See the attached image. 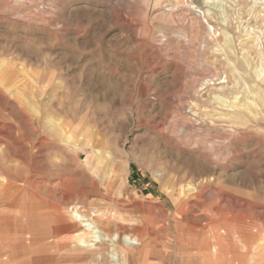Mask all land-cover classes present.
I'll list each match as a JSON object with an SVG mask.
<instances>
[{
	"label": "rangeland",
	"instance_id": "obj_1",
	"mask_svg": "<svg viewBox=\"0 0 264 264\" xmlns=\"http://www.w3.org/2000/svg\"><path fill=\"white\" fill-rule=\"evenodd\" d=\"M253 89L264 0H0V264H264Z\"/></svg>",
	"mask_w": 264,
	"mask_h": 264
},
{
	"label": "bare ground",
	"instance_id": "obj_2",
	"mask_svg": "<svg viewBox=\"0 0 264 264\" xmlns=\"http://www.w3.org/2000/svg\"><path fill=\"white\" fill-rule=\"evenodd\" d=\"M255 72L258 74V76H261L262 74V70H259L258 68L254 69ZM8 88V87H7ZM252 92L258 93V99L259 102L256 100L257 98L254 99V97H250L249 95L245 96V98L240 101L239 106L235 104V107L237 108V114H239V116H243L247 117L250 119V116L253 115L254 111H258L259 108H261L262 106H264V92L261 93V90H252ZM216 99L218 100H222L224 99L221 95H217ZM236 103V101H234ZM244 102L245 107H241L240 104ZM245 109H247L249 112V114H247L245 112ZM229 113V112H228ZM227 113V114H228ZM235 113V112H234ZM225 114V113H224ZM249 115V116H248ZM223 116V115H222ZM221 117V116H220ZM248 121V120H246ZM232 123V122H231ZM236 124V123H235ZM240 125V124H238ZM3 154V153H2ZM17 161V160H16ZM29 163V162H28ZM9 180V179H8ZM71 180V179H70ZM7 183V182H6ZM40 184V183H39ZM67 184V183H66ZM26 195L28 197L29 200H27V202H29L28 204H23L21 206V211H22V216L26 217V216H31L33 219H41V218H45L44 216L47 214L46 213V202L45 200L41 197V195L36 192L33 191L31 188H28ZM24 203V202H23ZM4 206V205H3ZM20 211V212H21ZM103 211V210H102ZM69 212V211H68ZM107 212V209H106ZM104 213V212H103ZM102 213V214H103ZM95 214V213H94ZM100 214V213H99ZM105 214V213H104ZM72 215L73 217L77 218V220H79V222H81L84 226V230H89L92 232V235L90 236L91 239L90 240H86L85 238H80L79 241V245L80 246H87L89 247L90 245H92V242H104L106 240L109 239L108 235L103 233L102 230H100L99 226L96 224V222H94V218L93 221L88 220L84 214H82L78 209H75L72 211ZM104 216V215H103ZM106 217V216H105ZM26 219V218H25ZM113 220V219H112ZM111 223V222H110ZM58 228V227H57ZM79 228V227H78ZM81 228V227H80ZM146 229V228H145ZM82 230V229H81ZM70 231V230H69ZM29 232V231H28ZM77 233V232H76ZM81 233V232H80ZM193 240V239H192ZM138 239L136 237H131L129 235L126 236H122L121 234H115L112 238H111V242L112 245L114 246V250L116 251V253H114V257L117 258L116 262L112 263V264H121L119 262L118 256H119V251L116 249L115 247V243H120V242H124L126 246L130 247V248H134V246L137 245ZM191 244V243H190ZM209 244V245H208ZM210 242L206 243L205 241H203L201 248H205L206 250L209 248L210 246ZM213 247V246H212ZM202 250V249H201ZM191 251V250H190ZM125 252V251H124ZM128 252V251H127ZM172 254V253H171ZM170 254V255H171Z\"/></svg>",
	"mask_w": 264,
	"mask_h": 264
}]
</instances>
